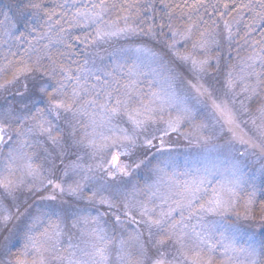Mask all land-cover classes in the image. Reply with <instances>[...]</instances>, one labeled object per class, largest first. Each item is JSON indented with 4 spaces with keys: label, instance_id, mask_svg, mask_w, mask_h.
Masks as SVG:
<instances>
[{
    "label": "snow or ice",
    "instance_id": "6c2138e0",
    "mask_svg": "<svg viewBox=\"0 0 264 264\" xmlns=\"http://www.w3.org/2000/svg\"><path fill=\"white\" fill-rule=\"evenodd\" d=\"M0 17V264H264V0Z\"/></svg>",
    "mask_w": 264,
    "mask_h": 264
},
{
    "label": "rangeland",
    "instance_id": "374dc122",
    "mask_svg": "<svg viewBox=\"0 0 264 264\" xmlns=\"http://www.w3.org/2000/svg\"><path fill=\"white\" fill-rule=\"evenodd\" d=\"M180 152L183 154H187L190 163L194 161H199L200 164H207L208 167H212L213 164H216L219 166L223 160L225 159V153L223 150H221L218 154H214L212 158H209L208 160H205L203 156L201 155V149L192 146L188 147L186 145H181ZM184 156H181V163H183ZM258 166V165H256Z\"/></svg>",
    "mask_w": 264,
    "mask_h": 264
},
{
    "label": "trees",
    "instance_id": "16d2710c",
    "mask_svg": "<svg viewBox=\"0 0 264 264\" xmlns=\"http://www.w3.org/2000/svg\"><path fill=\"white\" fill-rule=\"evenodd\" d=\"M8 3H10V0H0V9H3ZM0 19H2V17H0Z\"/></svg>",
    "mask_w": 264,
    "mask_h": 264
}]
</instances>
